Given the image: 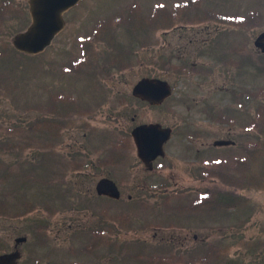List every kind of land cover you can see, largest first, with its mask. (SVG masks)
Segmentation results:
<instances>
[{
    "label": "rangeland",
    "instance_id": "obj_1",
    "mask_svg": "<svg viewBox=\"0 0 264 264\" xmlns=\"http://www.w3.org/2000/svg\"><path fill=\"white\" fill-rule=\"evenodd\" d=\"M134 1H137L138 8L145 12H148L150 8L154 6L157 7L158 5H162L167 9H172L174 7V1L177 3L180 2L183 5L188 4V0H84L81 5L68 11V15L65 17L67 22L66 29L56 38L53 45L44 53V55L34 58L28 57L26 59H19L17 54H12V62L18 63L19 65L15 67L13 63L9 61L6 62L5 67L1 69L3 70L2 72L6 74V81L0 82V145L11 141V148L14 147L16 153L14 156L8 153L0 154V171L3 172L4 170V174L0 172V209H3L4 214V216H0V254L12 249L15 238L27 233L26 226L30 229L28 232L31 233V237L40 238L41 235L48 241V247L53 243H55L56 246H59L60 244L65 246L66 242H64V235L58 236L56 229L50 231L47 230V232H45L41 229L39 223L42 222L41 220H43L44 214L49 215V210L55 213L56 210L57 212L63 211L68 214L72 213V210H69L71 208H77L76 213L81 211V208L75 204L80 201L76 197L78 194H64L63 196L67 198V204H63L62 201H57L56 203L55 201L48 202L49 199L45 201L42 192L45 191V194H47L48 192H52L53 189L44 188L40 182L41 180H43V182L48 180L53 175H55L53 179L57 178L59 179L58 181H61V174L68 172L69 174L64 182L69 183L68 185L66 184V193L69 191L68 187L72 185L69 176L71 171L74 170V156L71 154L70 149L67 148V144L71 142L73 136L81 138V134L72 132L74 133L73 136L66 134L67 136L64 135L62 137L60 144L58 145V147H60V150L58 149V151L63 154L64 158L58 161L53 160L54 165L52 163L44 165L42 163V158L39 157V155L43 153L39 152L36 161L39 164L36 163L29 167L25 164L26 162L24 163L22 160V142L32 144L35 148H51V146L47 145L51 140L46 136L42 137L38 132L32 131V127L34 124L33 122H37V116L39 115V111H36V109H42L44 99L46 100L48 95L58 90L59 82L61 81L62 87L66 88L69 97L74 98L75 101H77L78 99L76 100V97L82 96L83 104L91 109H95V111L103 105L109 107L110 111L118 110L122 108L121 104L125 103L121 102L120 104V98L110 97L109 95L107 97V94L101 91L106 89L126 91L128 93L126 102L130 109L127 111V118L124 117L122 124L127 127L130 126V123L132 122L131 118L133 117L135 106L132 97V89L137 81L142 77L158 74L162 76L163 79L170 82V78L166 73V67L160 66L161 70L158 67L154 69L155 65L152 60L156 55V51L161 48L165 49L161 59L163 57L166 59L169 53L167 45L168 41L166 40L159 41L160 43L155 49L138 53V66L136 64V54L132 59L101 57V60H104V62L113 59L116 60V62L122 61L132 64L126 65L127 70L116 74L113 79H105L103 83H101L102 86L95 87L93 82H88L87 77L84 75L74 74L71 78H66L61 75V65L69 62L72 56L71 53H74L75 55L78 52V36L89 32L94 23L103 28L115 31L114 19L126 16L124 12H115L130 5ZM197 5L199 7L195 11H200V9L201 11L214 10L217 13L220 11L223 13V16H226L224 13L238 12L240 14H247V11L251 13L255 10L254 25L251 24V21L247 20L248 25L246 26L244 23H234L235 26L232 24H223V26L222 24L217 23L216 20H210L209 18H205L202 23H197L193 21L198 19L201 14L191 11L187 15V18L194 24L186 26H218L221 29H224V32H222L223 34H228L229 32L238 33L240 36L239 40L243 41L240 47L244 45L239 51L244 50L245 52L246 49H248V51L244 53L243 59L238 58V60L235 59L234 61L229 59V62L222 64L224 68L228 69H232V67L235 66L236 74L233 82L234 85H237V91L242 92L241 94H243L238 100L240 99L243 101L245 104L244 108L242 111H239L237 125H231L233 128L227 125L224 126L226 123L225 121H223V124L219 121H214V123L205 122L206 116L202 113L203 107L201 104H196L195 106V104L191 102L189 104L180 103L178 101L179 96L176 97L175 101L173 100L166 103L164 107L158 111L151 110L146 112V110L142 108L143 121L162 119L167 122L169 118V123L172 124L169 114L171 113L170 107H173L176 113L183 115L188 121L192 120L197 124L220 125L222 129L219 127L209 128L208 131L210 132L207 134L208 148L206 150L203 149L199 154L194 155L187 154L188 149H201L203 146L201 147L200 145L194 144L186 145L185 143L187 142H183L182 137L179 134L175 136L170 152L171 157H173L175 176L173 175L170 178L163 177L162 179L161 177H146V180L148 181L147 185L172 180V183H170L169 186L171 191L170 195L163 193L160 196L156 195L155 198H152L148 193L129 194V187H127V185L129 184L128 182L133 181V179L124 176L123 171L113 174V176L116 177L115 179L120 181L125 188L123 189L124 193H122L123 197L121 203H112L110 212L112 217L114 216L118 218L123 216L125 219V226L122 228L123 231L121 236H118L119 232L116 227H119V224L114 221L111 222L113 229L111 230L109 243L110 264H150L149 261H153L151 256H154L155 254L159 255V258L162 259L160 264H203L198 262V260L205 257V253H207L210 248L216 251V253L210 260L211 263L208 264H222V257H225L226 264H264L263 183L259 182L252 190L250 187L247 188V184L243 185V189L239 188L236 190V188L228 189L226 187L227 185L223 182L224 177H231V175H233L237 179H240V173L243 174L250 170L256 174L258 178L264 179V133L260 132L261 129L257 132L255 127L252 134L247 132V125L251 123L253 118L255 119L258 110L264 108V55L254 48V41L262 32H264V0H202V2ZM136 19H138V17ZM135 23L138 25V20H136ZM128 31L134 34L138 32V28ZM242 35L244 36L243 38H241ZM118 37L119 39L112 36L113 47L118 41H121L123 45L121 49L117 50V53L124 55L127 54L130 49L134 52V44L136 42L133 37L128 35V32L125 34H118ZM227 38L228 37L225 36L222 41L224 45H226L225 39ZM152 40H154V35ZM108 46L109 41L102 40L99 44L92 46L89 55L96 56L104 53L105 50L108 49ZM249 54L252 57L254 56V67L249 65ZM201 60L208 63V65H212V63L214 65L217 64V62H215L210 56L202 58ZM257 66H261L262 70ZM94 67L95 66H92L90 68V72L95 74L98 70ZM152 69H154V71ZM224 73L225 70L223 69V75H221L223 79L217 83L218 85H224L225 81H227L224 79L226 74ZM80 74H83V71H81ZM8 78L11 79V82L8 81ZM45 80L49 81L51 86H49L48 83H45ZM94 82L96 84L95 80ZM98 83L100 82L98 81ZM183 83L184 82H181L179 84V91H183V89L186 88L191 89L192 86H194V83L189 80H186L184 85ZM249 93L251 98H253V104L247 105V95ZM213 100L214 101L211 103H219V105L221 104V106H223V109L228 105L227 102H224V96L216 95ZM237 105L234 103L235 108H237ZM188 106H191L190 115H186ZM31 107H34V109H31ZM11 108H15L20 115L26 111H23L21 108L27 109L28 112L25 114L28 119L25 125L21 123H13L15 118L14 116L12 117ZM104 109L101 107V112ZM1 113H4L5 117H3ZM107 114L109 115L111 112L94 114L93 116L95 117V120L92 121V125L96 126L98 129H102V131L107 128L111 130L116 128L113 125L110 128V124H108L109 121L105 119L108 117ZM225 114L226 118H232L227 112H225ZM241 119L242 122L240 121ZM12 125H16L18 128H16L14 132H11L12 134H9L8 128L12 127ZM262 128H264V125H262ZM230 130L232 131L231 138L233 137L232 139L236 142V145L223 149L214 148L213 142L220 140L225 134L227 135ZM111 137L113 138L114 135L111 134ZM85 143L87 144V141H85ZM103 143L100 144L98 141L94 140L92 143L88 144L92 153V156L88 157L89 160L91 158L96 159L99 152L97 149L100 150L103 147H106ZM178 143L181 147L178 146ZM252 143H254L253 145L258 146L259 149H255V152L250 155L252 158L249 159V163L240 165L239 173H235L232 168L233 161L238 156H247L244 147L247 145L250 146ZM88 145H86V147ZM7 146H9L8 143ZM94 148H96V150H94ZM179 148H181L183 154L179 151ZM48 154L47 157L51 155L50 153ZM29 159L33 158L30 157ZM202 160H205L208 164L204 166ZM85 163L86 162H84V164ZM192 163L195 164L196 170L204 171L211 170L219 163L229 164L223 166L227 168L228 173L220 172L216 174L218 179L211 178V180H205V182H203L205 188H203L202 191H204L207 186H211L212 188H217V191L220 192L229 190L226 195H230L231 193L239 194V196L243 197V199H247L249 202V205H247V207L244 208V211H242L244 214L241 215L239 209L232 210L231 214L235 217L233 218L230 217L231 215L229 212L220 213L211 210L212 212H218L219 218H227L228 225L222 226L217 222L216 217L207 216L206 218L202 217L201 220L196 216L198 213L191 214L192 216L189 218L186 214L182 213V211H184L183 208L189 206L190 203L195 202L197 199V192L200 190L195 187L198 185V183H195L196 179L188 173L189 170L193 168L190 166ZM247 174L248 173L245 175ZM33 176L37 181L36 184H34ZM32 181L33 185L31 184ZM55 183L56 185L58 184L56 181ZM31 185L32 187L29 188ZM158 185L159 184H156V186ZM58 193L59 191H55L53 194ZM129 195H132L131 200H129ZM164 196L168 198H165ZM57 200H60V197H57ZM84 200L88 201L87 198ZM61 207H63L64 210H62ZM28 209L31 210L27 212L26 216L21 215ZM12 210L13 213H16L14 217L9 215ZM203 212L205 214L206 211ZM251 213H253V215H251ZM52 216L49 217L52 218ZM68 217L70 219V216ZM249 217L251 220H249ZM52 220H55V218H52ZM239 221L243 223L238 224ZM246 221L247 224H245ZM30 224L32 225L30 226ZM154 224H157L155 226L162 227L161 230H158L159 235L157 237H155L154 230L147 228V226ZM169 224L175 225L174 241L172 243L166 241L170 239L168 229L172 228ZM231 226H233L234 229L232 228L233 230L230 231ZM219 227L230 229H225L219 233V231H217ZM142 228L144 229L142 230ZM195 233L201 235L202 238L204 237L200 244L201 250L198 246L199 244L195 245L194 243L195 240L193 236ZM37 235H39V237ZM161 238L162 241L160 240ZM56 239H58V241H56ZM142 240H144V242H141ZM261 242L262 245L260 244ZM38 244L39 245L35 244L33 248L31 243L26 247L22 245L21 249H27V247H29L33 250H43L45 248L44 244L42 245L39 242ZM81 245L80 242H72L71 245L68 243L67 247L69 250L75 248L76 251H80L83 249L78 248ZM62 246L58 247L61 248V253L58 252L59 255L67 253ZM179 254H182L183 256H180ZM161 255H164L165 257L162 258ZM164 260H167L168 263H165ZM191 261H193V263H191Z\"/></svg>",
    "mask_w": 264,
    "mask_h": 264
},
{
    "label": "flooded vegetation",
    "instance_id": "obj_2",
    "mask_svg": "<svg viewBox=\"0 0 264 264\" xmlns=\"http://www.w3.org/2000/svg\"><path fill=\"white\" fill-rule=\"evenodd\" d=\"M30 0H0V71L6 62L11 60L9 54L14 50L13 40L14 37L27 30L31 25V14H30ZM95 29L92 27L90 30ZM146 28L138 27V32H141ZM98 31H109L111 29L99 27ZM116 31L121 30V27H116ZM126 30V28H124ZM147 33H150L152 44L151 49L157 48L159 41H168V56L167 63L170 65L168 77L170 78V84L172 87V95L168 98L162 105L156 106L151 105L150 103L144 102L135 98V106L133 110V117L131 118V125L126 126L123 125L124 117L127 118L126 107L123 105L121 109L110 111V108L103 105L101 106L104 109L101 112V107L98 108L95 112L91 113L90 117L85 118V121L90 119V123L95 120L94 114L97 113H110L107 114L108 117L105 119L109 121L108 124L111 126H115L114 129H102L95 130L93 125H89L86 123V128L88 127L90 132H84L81 138H76L72 134L71 142L67 145L70 147L73 152V163L74 170L71 171L69 176L72 185L68 187V193L78 194L76 197L78 198L77 204L81 211L76 213L77 208H71L72 213L67 212H57L54 214L55 220H52L47 214H44L42 222L39 223L41 228H44V231L47 232L53 229H56L58 232V236H65L64 242H66L65 246L60 244L56 246L55 243L51 244L48 247V241L43 239L40 235V238L31 237V233L29 227L26 226L27 233L24 235L26 240L22 243L24 247L27 245L35 244L39 245L44 244L45 248L42 249H27L22 248V245L15 246L3 252L2 254H19V258L17 264H110V233H111V199L106 196H100L97 193L98 183L104 179L109 178L112 179V174L116 172H122L123 163L126 159H129L128 167L125 171H123V175L126 177L133 178V181L128 182L127 185L130 193H148V194H163L170 193V183L171 181H163L160 184V188L153 189L156 185L154 183L148 184L146 177H156L161 179L163 177L170 178L175 174L173 157H171V149L173 145V140L176 135H180L182 137L183 142L187 144L200 145L201 149H195L196 153H200L203 149L206 150L207 147V134L209 128L219 127L215 125L209 124H197L194 121H188L183 115L176 113L173 107H170V120L172 124L169 123V118L167 122L162 119H153V120H142V108L146 110V112L151 110H161L166 103L171 101H175L176 97L179 96L178 101L180 103L189 104L194 103L201 104L203 107L202 113L205 114L206 119L205 122H213L219 121L222 117L223 106L219 103L213 104L214 97L216 95L228 96L227 100L230 101L231 106L226 107L225 110L227 112L235 113V107L233 104L236 102V97L231 99L232 96V88L229 87L228 82L232 81L235 78L236 68L235 66L232 69L224 68L222 62V52L220 51L222 47V39L224 35L222 33V29L218 26H172L167 28L166 30H159V27H151L145 30ZM86 32V34H89ZM228 38L231 37L226 35ZM110 47L106 51H110ZM165 49L161 48L157 53L156 57L159 58L162 54H164ZM214 55L217 57L213 58ZM226 55H229L228 53ZM210 56L217 62L216 65L212 63V65H208V63L201 60L202 58H207ZM235 59L237 57L234 56ZM158 61V60H157ZM108 62L105 68L106 73L103 74L105 79H113L116 74L123 72L121 67H115L119 62L116 60H107ZM220 62V63H218ZM136 64L138 66V35L136 36ZM223 69L225 70V84L218 85L217 83L221 81L223 78ZM221 77V78H220ZM220 78V79H219ZM8 80H11L8 78ZM189 80L194 83L191 89H183V91H179L178 86L181 82ZM233 82L230 83V85ZM110 97L120 98L119 102L125 101L128 93L124 90H103ZM169 110V108H168ZM191 106L187 107L186 115H190ZM237 110V109H236ZM237 112V111H236ZM176 114V115H173ZM161 116V115H160ZM160 124L163 128L171 129V138L164 145V151L166 156H158L153 160L152 163H145L138 156V139L137 142L132 138V131L134 129H138L139 126L145 124ZM219 124V123H218ZM217 125V123H216ZM236 126V125H235ZM85 128V129H86ZM233 128V127H231ZM230 128V129H231ZM222 131V130H221ZM90 133V134H89ZM113 135H119L118 140L113 139L115 137H111ZM232 131L225 134L220 140H225L228 142L233 141ZM60 137L57 141V150H60L58 145L60 144ZM113 139V140H111ZM98 141L100 144L103 143L105 146H109L112 141H116L119 145L129 146V149L122 150L124 154L123 157L119 156L116 158H111V148L106 147L101 149L102 153L106 155L107 159H104L101 154H97L96 159H88L91 157L90 154H81L82 152L87 151L88 144L92 143V141ZM181 140V141H182ZM87 141V144L85 143ZM85 144V145H84ZM86 145H88L86 147ZM178 146L181 145L178 143ZM189 146V145H188ZM75 148V150H74ZM180 152L183 154L181 148H179ZM194 150V149H193ZM192 149H188L187 154L193 152ZM114 151H118V149H114ZM110 168L109 166V162ZM191 161V160H189ZM84 162L88 164L89 168L84 169ZM192 169L189 170V174L192 175L196 180L195 183H198L195 187L202 191L205 188L203 186V182H205V175L203 174V170H196L195 164H190ZM195 168V169H194ZM175 176V175H174ZM66 179V178H65ZM80 180V181H78ZM65 180L62 181L64 183L61 189H66ZM121 193H124L123 189L125 188L120 182H118ZM208 188V187H207ZM158 190V191H156ZM206 190V189H205ZM204 190V191H205ZM197 191V190H196ZM87 198L88 201L84 199ZM132 199V197L130 196ZM91 200V201H90ZM118 202V201H117ZM56 203V202H55ZM63 204H67V202H63ZM59 208V207H58ZM64 210L63 207H61ZM51 215V213H49ZM70 216V219L69 217ZM202 220V219H201ZM31 223V222H30ZM32 224H30L31 226ZM233 228V226H232ZM231 228V230H233ZM237 228V227H236ZM195 230V229H194ZM230 230V231H231ZM190 231V230H189ZM121 232V229H120ZM191 232V231H190ZM120 235V234H119ZM159 233H155V237H157ZM170 240H174V235L170 231L168 234ZM39 237V235H37ZM31 237V238H30ZM59 238V237H58ZM194 243L198 245L202 242L203 238L199 234H194ZM164 239V238H163ZM38 240V241H37ZM86 240V241H85ZM162 241V238L160 239ZM58 241V239H56ZM72 242H80L82 244L79 249L80 251H76L75 248L71 250L68 249V243L71 245ZM54 245V246H53ZM62 246L65 248L64 255H59ZM86 246H92L91 250L85 249ZM199 246V245H198ZM40 247V246H38ZM43 248V246H42ZM199 248H201L199 246ZM61 253V252H60Z\"/></svg>",
    "mask_w": 264,
    "mask_h": 264
},
{
    "label": "water",
    "instance_id": "obj_3",
    "mask_svg": "<svg viewBox=\"0 0 264 264\" xmlns=\"http://www.w3.org/2000/svg\"><path fill=\"white\" fill-rule=\"evenodd\" d=\"M80 0H30L33 23L26 33L15 37L14 45L22 52L34 55L43 52L54 37L64 28L63 14L75 6ZM255 46L264 53V33L258 36ZM134 96L150 101L152 104L162 103L170 94L167 82L145 78L133 90ZM138 132V133H137ZM138 137L139 157L151 163L158 155H164L163 145L170 138V130L160 125L141 126L133 132ZM226 144L218 142L217 145ZM98 193L114 199L120 198V192L112 180L104 179L98 184ZM25 241L24 238L17 243ZM19 254L0 256V264H16Z\"/></svg>",
    "mask_w": 264,
    "mask_h": 264
},
{
    "label": "trees",
    "instance_id": "obj_4",
    "mask_svg": "<svg viewBox=\"0 0 264 264\" xmlns=\"http://www.w3.org/2000/svg\"><path fill=\"white\" fill-rule=\"evenodd\" d=\"M254 65H255V60H254ZM258 68H260L262 70L261 66H257ZM264 70V69H263ZM263 107V106H261ZM254 123H255V129L258 130L261 129V133H264V128H262V125H264V108H260L258 110V112L256 113L255 119H254ZM255 149H259L258 146H253V148L251 150H249V154L252 155L255 152ZM260 179L258 177L254 178L255 182H258ZM3 212V209H0V214ZM222 264H226L225 262V257H222L221 260Z\"/></svg>",
    "mask_w": 264,
    "mask_h": 264
}]
</instances>
